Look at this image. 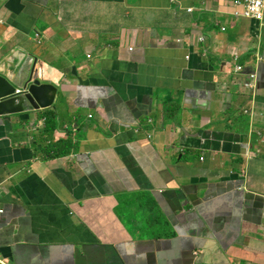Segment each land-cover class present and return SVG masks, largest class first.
I'll return each mask as SVG.
<instances>
[{
	"label": "crops",
	"instance_id": "1",
	"mask_svg": "<svg viewBox=\"0 0 264 264\" xmlns=\"http://www.w3.org/2000/svg\"><path fill=\"white\" fill-rule=\"evenodd\" d=\"M234 1L0 0V74L58 90L0 120V264H264V22Z\"/></svg>",
	"mask_w": 264,
	"mask_h": 264
},
{
	"label": "water",
	"instance_id": "2",
	"mask_svg": "<svg viewBox=\"0 0 264 264\" xmlns=\"http://www.w3.org/2000/svg\"><path fill=\"white\" fill-rule=\"evenodd\" d=\"M21 54L16 65L13 68L9 66L10 71L0 74V120L51 109L56 100L58 90L42 79L38 59ZM18 90L21 93L17 94Z\"/></svg>",
	"mask_w": 264,
	"mask_h": 264
},
{
	"label": "built area",
	"instance_id": "3",
	"mask_svg": "<svg viewBox=\"0 0 264 264\" xmlns=\"http://www.w3.org/2000/svg\"><path fill=\"white\" fill-rule=\"evenodd\" d=\"M235 8H242V13L235 12L236 17H243L246 19H253L256 21L262 22L264 20V0H238L234 3ZM193 10H190L188 13H192ZM199 42L203 43L204 39H201ZM88 59H91V55L88 56ZM239 73L242 72L241 68H237ZM247 88H254L253 85L247 84ZM17 94L21 93L20 90L16 91ZM4 262V261H3ZM4 264H7L4 262Z\"/></svg>",
	"mask_w": 264,
	"mask_h": 264
},
{
	"label": "clouds",
	"instance_id": "4",
	"mask_svg": "<svg viewBox=\"0 0 264 264\" xmlns=\"http://www.w3.org/2000/svg\"><path fill=\"white\" fill-rule=\"evenodd\" d=\"M236 1H238V0H235L233 3H232V5L234 6V3L236 2ZM235 8V7H234ZM238 9L239 8H235V11L233 12V16L234 17H236L235 15H234V13L235 12H238ZM194 11V10H193ZM240 13H242V8H240V11H239ZM237 18H243V17H237ZM244 19H246V18H244ZM247 20H253V19H247ZM253 21H255V22H257V23H263L264 22V20L262 21V22H260V21H256V20H253ZM261 27V26H260ZM204 42H205V39H204ZM203 42V43H204ZM199 43H201V42H199ZM179 44H181V42H179ZM233 60L235 61V63H239V60H240V56L239 55H237V54H233ZM257 61L259 62V63H261V64H264V55L263 56H261V55H258L257 56ZM260 66V65H259ZM264 67V66H263ZM237 68H241L242 69V71H243V67H241V66H236V68H235V72L237 73V74H239V72L237 71ZM258 74V73H257ZM252 84L253 85V87L254 88H249V90H252L253 92H256V90H257V75L256 74H251L250 76H249V82H247L246 83V85L247 84ZM243 114H245V115H247V114H249V111H243ZM242 175H244V173H242Z\"/></svg>",
	"mask_w": 264,
	"mask_h": 264
},
{
	"label": "trees",
	"instance_id": "5",
	"mask_svg": "<svg viewBox=\"0 0 264 264\" xmlns=\"http://www.w3.org/2000/svg\"><path fill=\"white\" fill-rule=\"evenodd\" d=\"M62 144L64 145V144H66V142H63ZM57 146H58V145H56V147H57Z\"/></svg>",
	"mask_w": 264,
	"mask_h": 264
}]
</instances>
